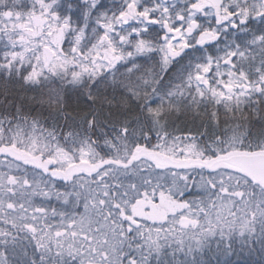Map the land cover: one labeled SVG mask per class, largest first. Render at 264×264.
<instances>
[{
  "label": "snow or ice",
  "instance_id": "obj_1",
  "mask_svg": "<svg viewBox=\"0 0 264 264\" xmlns=\"http://www.w3.org/2000/svg\"><path fill=\"white\" fill-rule=\"evenodd\" d=\"M0 264H264V0H0Z\"/></svg>",
  "mask_w": 264,
  "mask_h": 264
}]
</instances>
